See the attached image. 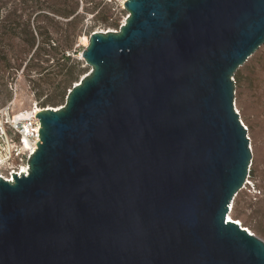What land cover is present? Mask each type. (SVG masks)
<instances>
[{"label":"water","instance_id":"1","mask_svg":"<svg viewBox=\"0 0 264 264\" xmlns=\"http://www.w3.org/2000/svg\"><path fill=\"white\" fill-rule=\"evenodd\" d=\"M124 8L37 112L27 173L0 177V264H264L227 217L252 155L233 75L264 44V0Z\"/></svg>","mask_w":264,"mask_h":264},{"label":"rangeland","instance_id":"2","mask_svg":"<svg viewBox=\"0 0 264 264\" xmlns=\"http://www.w3.org/2000/svg\"><path fill=\"white\" fill-rule=\"evenodd\" d=\"M77 11L82 15L77 24L80 32L71 48L66 51L71 56L69 60L60 58V49L67 46L73 26L65 24L68 18H63V23L54 25V33L48 43L56 46L53 51L59 58L62 69L54 74L48 84L41 85V81L37 79L39 75L34 71L29 72V64L26 65L25 61L12 76L7 77L10 68L6 67V63L11 50L6 41L0 42V107L10 103L13 112H19L34 103L38 109L60 107L69 88L90 69L80 56L85 46L80 37H88L93 31L118 30L126 16V12L115 3L100 0H79ZM5 15L6 10L1 8L0 34L3 32ZM47 44H44L46 50L49 49ZM52 61L49 60L48 64ZM236 71L240 73V77L235 79L233 75V103L239 119L247 128L252 155L246 183L232 201L231 217L239 221L241 227L249 229L264 241V44ZM67 72L71 75L65 79Z\"/></svg>","mask_w":264,"mask_h":264},{"label":"trees","instance_id":"3","mask_svg":"<svg viewBox=\"0 0 264 264\" xmlns=\"http://www.w3.org/2000/svg\"><path fill=\"white\" fill-rule=\"evenodd\" d=\"M78 6L79 0H0V9L6 10L0 42L6 41L11 50L6 63V67L10 68L7 77L12 76L25 61L26 65L29 64L28 71L39 75L37 79L41 81V85L48 84L54 74L62 69L59 58L53 51L56 46L48 43L51 42L54 25L63 23V18H68L65 24L73 26L67 46L60 49V58L69 60L71 56L66 51L71 48L80 32L77 24L82 15L77 11ZM45 43L49 45L47 50ZM34 59L37 60L31 62ZM49 60L53 61L48 64ZM65 75L67 79L71 74L67 72ZM234 76L239 79L240 73L236 71Z\"/></svg>","mask_w":264,"mask_h":264},{"label":"built area","instance_id":"4","mask_svg":"<svg viewBox=\"0 0 264 264\" xmlns=\"http://www.w3.org/2000/svg\"><path fill=\"white\" fill-rule=\"evenodd\" d=\"M101 1L115 3L125 11L126 0ZM38 111L35 103L19 112H13L10 103L0 107V177L5 180L13 181L12 173H25L22 168L28 166V158L37 148L40 128L36 117Z\"/></svg>","mask_w":264,"mask_h":264},{"label":"bare ground","instance_id":"5","mask_svg":"<svg viewBox=\"0 0 264 264\" xmlns=\"http://www.w3.org/2000/svg\"><path fill=\"white\" fill-rule=\"evenodd\" d=\"M124 19H125V17H124ZM124 19H123V22H124ZM122 22V23H123ZM102 31H105V30H102ZM80 40L82 41V44L83 45H86L87 44V42H88V37H86L85 35H83V36H81L80 37ZM49 107V106H48ZM43 108V107H42ZM42 108H40V109H38L39 111L42 109ZM53 108H58V107H53ZM27 170H28V166H24L23 168H22V171L23 172H25V173H27ZM232 210H233V206H232V203L230 204V206H229V213L227 214V217H229V218H231L232 219V217H231V212H232ZM234 220V219H233ZM237 223H240L239 221H237V220H235ZM248 231H250L249 229H247ZM251 232V231H250Z\"/></svg>","mask_w":264,"mask_h":264}]
</instances>
